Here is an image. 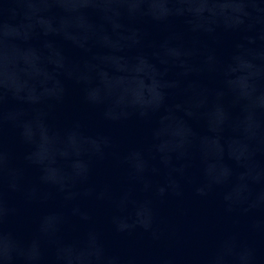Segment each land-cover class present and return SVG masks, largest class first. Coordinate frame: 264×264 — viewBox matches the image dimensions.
<instances>
[{
    "label": "water",
    "instance_id": "obj_1",
    "mask_svg": "<svg viewBox=\"0 0 264 264\" xmlns=\"http://www.w3.org/2000/svg\"><path fill=\"white\" fill-rule=\"evenodd\" d=\"M0 264H264V0H0Z\"/></svg>",
    "mask_w": 264,
    "mask_h": 264
}]
</instances>
